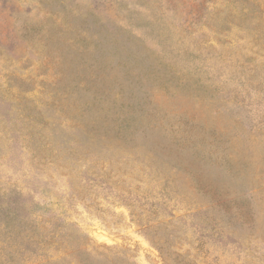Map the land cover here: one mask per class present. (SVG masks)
I'll return each mask as SVG.
<instances>
[{"label": "rangeland", "instance_id": "obj_1", "mask_svg": "<svg viewBox=\"0 0 264 264\" xmlns=\"http://www.w3.org/2000/svg\"><path fill=\"white\" fill-rule=\"evenodd\" d=\"M0 264H264V0H0Z\"/></svg>", "mask_w": 264, "mask_h": 264}, {"label": "trees", "instance_id": "obj_2", "mask_svg": "<svg viewBox=\"0 0 264 264\" xmlns=\"http://www.w3.org/2000/svg\"><path fill=\"white\" fill-rule=\"evenodd\" d=\"M58 243H56V247L54 248L57 252H60L62 255H67V253L65 252L64 249H62L61 251H59L57 248H58ZM54 247V246H53Z\"/></svg>", "mask_w": 264, "mask_h": 264}]
</instances>
